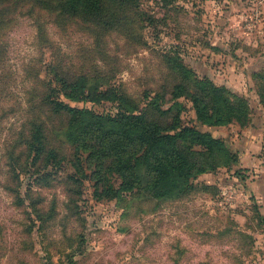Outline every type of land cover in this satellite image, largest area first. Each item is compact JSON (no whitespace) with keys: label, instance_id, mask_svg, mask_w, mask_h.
<instances>
[{"label":"rangeland","instance_id":"obj_1","mask_svg":"<svg viewBox=\"0 0 264 264\" xmlns=\"http://www.w3.org/2000/svg\"><path fill=\"white\" fill-rule=\"evenodd\" d=\"M137 4L132 38L25 8L0 30V264H264V0ZM171 58L190 80L206 78L244 98L246 125L200 123L192 89L173 98L181 80ZM56 68L128 97L138 111L155 95L163 108L177 100L181 123L221 139L236 162L194 149L203 169L181 192L100 194L69 162L65 120L41 102L50 95L99 114H116L118 102L69 98ZM34 120L65 154L59 165L29 164L24 141Z\"/></svg>","mask_w":264,"mask_h":264},{"label":"trees","instance_id":"obj_2","mask_svg":"<svg viewBox=\"0 0 264 264\" xmlns=\"http://www.w3.org/2000/svg\"><path fill=\"white\" fill-rule=\"evenodd\" d=\"M137 2L0 0V30L19 9L25 8L42 11L55 22L79 19L100 30L119 31L132 38L136 22L130 13L136 12ZM170 62L181 80L173 88V98L182 95L186 88L192 89L191 102L200 123L221 125L231 121L241 127L246 125L250 107L244 98L230 95L225 87L215 86L209 79L190 80L189 70L177 58H171ZM53 73L69 98L74 99L80 94L90 102H98L104 97L118 102L116 114H99L87 108L72 107L50 95L41 102L53 115L65 120L66 139L72 149L69 162L75 174L93 180L95 191L100 190L102 195L114 197L138 188L153 196L181 192L189 179L203 169L202 156L191 155L194 149L207 153L210 159L222 154L227 160L236 162L221 139L181 123L177 100L163 108L159 95H155L147 101L144 110L138 111L137 104L112 89L100 91L97 86L89 87L84 75L67 78L58 69ZM258 94L264 104V85ZM24 145L31 166L46 169L50 165H59L66 158L59 148L49 144L42 123L36 120L30 122L29 137ZM139 168L144 169L145 184H142ZM16 169L19 168L11 165L15 178L18 177Z\"/></svg>","mask_w":264,"mask_h":264}]
</instances>
